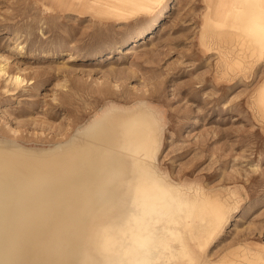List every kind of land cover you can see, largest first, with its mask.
Listing matches in <instances>:
<instances>
[{"label":"rangeland","instance_id":"obj_1","mask_svg":"<svg viewBox=\"0 0 264 264\" xmlns=\"http://www.w3.org/2000/svg\"><path fill=\"white\" fill-rule=\"evenodd\" d=\"M166 1L147 16L118 18L102 6L80 16L57 0H0V139L53 149L110 103H150L163 118L161 167L235 191L207 253L245 260L250 250L264 253V115L256 97L264 63L251 75L229 63L243 31L234 0H222L233 7L227 15L221 0H175L139 39Z\"/></svg>","mask_w":264,"mask_h":264},{"label":"bare ground","instance_id":"obj_2","mask_svg":"<svg viewBox=\"0 0 264 264\" xmlns=\"http://www.w3.org/2000/svg\"><path fill=\"white\" fill-rule=\"evenodd\" d=\"M57 1L80 16L102 6L118 18L147 16L163 2ZM174 1H166L139 39ZM232 2L233 11L219 3L224 15L243 17L229 63L251 75L264 63V0ZM257 88L264 115V80ZM163 126L161 111L139 100L110 103L53 149L27 151L0 139V264H264L262 250L248 248L245 260L209 255L235 208V191L165 171Z\"/></svg>","mask_w":264,"mask_h":264}]
</instances>
